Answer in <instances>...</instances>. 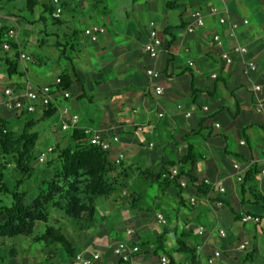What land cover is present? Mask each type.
<instances>
[{
    "label": "crops",
    "instance_id": "0c3cea01",
    "mask_svg": "<svg viewBox=\"0 0 264 264\" xmlns=\"http://www.w3.org/2000/svg\"><path fill=\"white\" fill-rule=\"evenodd\" d=\"M172 1L61 0L63 16L57 21L44 14V0L32 9L26 1L0 0L2 11L6 3L11 7L7 19L14 24L24 21L25 37L35 34L36 25L41 27L40 35L52 37L53 55L60 66L55 75L40 69L48 61L47 53L41 52L36 65V60L24 51L17 27L0 24V32L14 30L17 34L12 40L17 45L15 50L12 46L11 50H4L2 44L6 41L0 39V118L17 129L30 121L21 114L5 111L7 88L21 91L27 82L37 87L50 85L67 75L73 87L69 104L80 118L79 127H91L105 137L120 138L113 150L115 158L120 152L126 157L120 178L132 180L138 189L135 196L149 198L159 210L147 217L140 209L118 203L117 196L105 203L104 220L100 219L90 232L101 231L103 238L92 239L83 247V251L101 254L99 264H120L113 247L126 239L128 230L133 231L131 240L136 246L150 243V250H141L146 264L154 262L151 253L163 233L165 249L178 250L177 232L189 236L197 250L198 264H207V257L216 250L224 255L217 264L240 263V243L247 244L249 259L261 254L264 260V219L259 225H244L239 220L243 213L264 218V107L259 112L256 99L258 96L264 104V0H179L168 9L167 4ZM51 2L48 0V5ZM225 6L230 19L240 24L234 38L230 37L228 25L221 26L209 14L211 7ZM37 9L41 12L34 18ZM195 10L205 13L206 26L190 35L186 27ZM17 11L28 12L33 18L19 17ZM245 20L248 25L243 24ZM151 23L165 43L158 60L151 59L144 50ZM94 25L106 29L96 42L83 33ZM215 34L222 37V45L213 41ZM61 44L68 46L66 57ZM237 46L247 47L245 60L257 64L256 72H245L243 58L234 53ZM21 53L31 61L22 60ZM225 53L233 58L232 64L223 60ZM9 62H16L18 75H9ZM189 62H194V66ZM149 69L158 70L160 77L150 79ZM254 85L262 87L258 95L253 92ZM158 86L164 89L161 96L155 94ZM44 110L37 109V120H44ZM83 113L99 128L83 124ZM187 113L192 114L190 118ZM209 117L212 119L204 123ZM139 127L143 130L139 131ZM189 147L194 162L186 163L187 173L199 182L210 180L226 190L224 194L211 191L198 196L196 207L187 198L195 196L193 192L158 179L164 172L179 168ZM248 172L252 176L243 190L236 177L239 174L244 179ZM158 214L166 218L167 225L158 223ZM200 228L205 230L203 235L199 234ZM221 230L226 237L219 235ZM120 233L124 235L117 239ZM173 256L177 264H192L187 255L176 252ZM61 259L65 264L67 258Z\"/></svg>",
    "mask_w": 264,
    "mask_h": 264
},
{
    "label": "trees",
    "instance_id": "16d2710c",
    "mask_svg": "<svg viewBox=\"0 0 264 264\" xmlns=\"http://www.w3.org/2000/svg\"><path fill=\"white\" fill-rule=\"evenodd\" d=\"M39 1L26 0L29 9L38 5ZM47 1L44 0V14L48 13L53 18L52 14L55 7L52 2L48 5ZM177 1L179 0L169 2L167 4L168 9L175 7ZM60 19L54 20L59 21ZM4 34L5 30H1L0 39L7 41L8 32ZM10 43L13 50L17 49V45L13 41H10ZM164 46L165 43L163 42ZM59 47L62 48V55L66 57L68 46L61 44ZM8 73L10 76L18 75L16 62L8 63ZM61 79L62 88L69 90L72 94L73 87L70 78L64 75ZM26 115L29 114H21V116ZM57 115H59L57 107L51 105L44 110V120H30L21 129L10 127L7 122L2 121L0 118V157L6 158V162L0 165V169L8 170L9 167H13L16 173L22 176L15 188L11 189L4 179L3 173L0 175V192L14 199L11 206H5L0 210V238L15 239L25 236L38 242H44L48 247L56 246L64 251L63 255L61 252L59 254L61 258L66 257L64 263L69 264L75 254L83 252L84 248L77 241V237H70L63 227L56 228L50 225L51 214L48 210L52 209L62 218L74 224L78 232L75 234L76 236L78 234H92L90 232L97 224L96 214L99 202L106 201L107 203L111 201L116 195L117 189L126 188L129 180H122L117 177V173H122V168L125 165L123 162L117 163L118 156L115 158L114 149L104 151L99 147L87 145V138L82 128H74L70 133L60 136L61 138L58 137L53 146L54 150L51 154L57 155L60 161L59 172L53 179L42 184L36 197L28 201L29 194L24 190V187L32 179L39 164V156L34 152L39 137L35 129L46 119ZM210 119L212 118L204 119L203 122L208 123ZM188 150V155L183 158L178 166L180 178L188 180V190L193 192L196 197L206 196L211 193L209 186L205 185L204 182L193 179L186 171V163L192 165L194 162L190 159L191 148L189 147ZM250 176H252V173L248 172L241 182L243 190H245ZM158 179L167 184H176L182 190L178 180L163 179L162 175ZM134 191H138V189L133 190L130 198L127 199V201L130 200L129 207L132 210L140 209L142 211L145 198L143 196L142 199L136 197ZM141 192L147 194L145 191ZM260 219L262 222L264 218L260 217ZM102 220H104L103 217L100 221L102 222ZM239 220L241 221V214ZM41 225L45 227L44 231L40 230ZM176 235L178 247L176 252L188 255L192 264H198L197 250L189 241V236L178 232ZM165 236L166 233L161 234L154 247V252L151 253L153 261L156 262L161 255L165 254L168 256L170 264H177L178 262L173 256V253L176 252H169L165 249ZM132 243L135 244L133 241ZM80 244L81 247L79 248ZM140 245L143 252L151 248L150 243ZM13 254L14 251L10 253L11 257H14ZM143 257L144 255L141 254L142 259ZM2 260L3 257L0 255V261ZM100 261L101 259L96 264H99ZM119 263L125 264L120 260Z\"/></svg>",
    "mask_w": 264,
    "mask_h": 264
},
{
    "label": "built area",
    "instance_id": "2783aa9c",
    "mask_svg": "<svg viewBox=\"0 0 264 264\" xmlns=\"http://www.w3.org/2000/svg\"><path fill=\"white\" fill-rule=\"evenodd\" d=\"M52 4L55 7L53 11V18L60 19L63 16V8L61 6V0H52ZM2 12V5L0 4V14ZM229 10L225 6L223 8L219 7H211L209 9V14L216 17L218 23L221 26H229L230 37L234 38L236 32L240 28V24L233 21L229 17ZM248 21L245 20L243 22L244 25H248ZM206 26V16L202 10H195L191 13V22L186 27L187 34H196L199 30L204 29ZM84 34L92 41L96 42L99 36L106 34V29L102 26H91L84 30ZM8 40L3 44V48L6 51L11 50L10 41L17 38V34L14 30H11L7 34ZM213 41L217 45H222V37L219 34H215L213 36ZM145 53L153 60H158L163 52V40L159 35V31L157 30L154 23L150 24V36L149 41L145 45ZM234 53L243 58L245 65V72L247 74L254 73L257 71V64L252 61L245 60V56L248 53L247 47L237 46L234 48ZM20 58L22 60L31 61V58L26 54L21 53ZM223 60L228 64L233 63V58L225 53L222 55ZM189 65L194 66V62H189ZM160 72L156 69H149L147 71V75L150 79L156 80L160 77ZM217 76H213L216 78ZM253 92L258 95L262 91V87L260 85L253 86ZM164 93V89L160 86L155 88V94L157 96H161ZM4 101L3 107L5 111L14 113V114H33L37 111L39 107L47 109L51 105H55L59 111V116L61 118L60 129L63 134H68L74 128L79 127V116L75 114L72 110V107L69 104V101L72 98V94L69 90H65L62 88V79L57 78L52 84L44 85V86H34L32 83L27 82L25 88L21 91H16L14 89L7 88L4 91ZM257 110L259 112L262 111L264 104L259 100L257 96ZM64 102L63 104H61ZM179 109L181 107L179 106ZM207 110V108H205ZM191 113H187L186 117L190 118ZM159 117H163V114H160ZM219 127V125H217ZM84 134L87 138L86 144L89 146L99 147L104 151H111L115 148L117 144L120 143V138L118 136L112 135L111 137H105L94 130L91 127L82 128ZM139 131H142V128H138ZM241 144H244L242 142ZM153 145L151 144L150 147ZM54 150V147H49L45 152H42L39 156V163H45L49 154H51ZM125 154L120 152L118 154L117 163L123 162L125 160ZM236 170H239V166H235ZM264 174V171H262ZM163 179L170 180H178L179 185L182 189L187 191L189 189L188 182L186 178H180V170L179 168H173L168 172H164L162 174ZM237 181L241 183L243 181V176L237 175ZM205 185L209 186L211 191H214L218 194H224L225 188L220 186L218 183L211 182L210 180L203 181ZM189 203L191 206L199 205V198L196 196H189ZM221 205L220 203L217 204ZM157 221L161 225H167V220L162 214L157 215ZM241 223L244 225H259L261 224V219L258 216L250 215V214H241ZM205 230L200 228L199 234L203 235ZM132 235L133 231L128 230L126 232V239L118 241L113 247L114 256L122 261L125 264H146L144 260L141 258V249L139 246H136L132 243ZM221 237H226V233L221 230L219 232ZM240 251L247 250V244H241L239 246ZM222 258V252L220 250H216L211 256L207 257V264H217L219 260ZM101 259V254L97 252L83 251L75 254L69 264H96ZM152 264H170L169 258L166 255H161L156 262Z\"/></svg>",
    "mask_w": 264,
    "mask_h": 264
},
{
    "label": "rangeland",
    "instance_id": "374dc122",
    "mask_svg": "<svg viewBox=\"0 0 264 264\" xmlns=\"http://www.w3.org/2000/svg\"><path fill=\"white\" fill-rule=\"evenodd\" d=\"M22 1L25 2L26 0H22ZM4 6L5 7L0 16V24L4 25L7 28L12 27V25H15L17 27V29L21 33L20 40L23 41L22 42L24 45L23 49L29 56H32L36 60V65H38L37 58H39L41 52L45 51L47 53L48 61L45 60L46 65H44L42 68L40 67V69L45 70L49 75L51 74L55 75L57 71L59 70L60 66L56 64V58L53 55L52 37L46 38L44 36L45 34L40 35L39 34V31L41 29L40 25L35 26V29H34L35 34H30L29 36L25 37L24 28L25 27L27 28V26L24 23V21L20 22L19 24H14L13 22H11L9 19H7L8 18L7 15L11 14L12 12L11 7L8 3H6ZM40 12L41 10L37 9L34 15L35 16L34 18H37L40 15ZM15 14L19 17L23 16L28 19L33 18L32 14L28 12L21 14L17 11ZM49 24H51V22ZM41 45H43V47H41ZM68 55H70V52ZM62 62H65V61H62ZM63 66L64 65L61 64V67ZM38 116H39V113L26 115L24 117V120H27V121L37 120V118H39ZM81 120L83 124H88L94 128H99L98 123L96 122L91 123L86 118L84 113L82 114ZM60 125H61V118L59 115H57L50 119H46L44 122L40 124V126H37L35 131L38 132L39 137H38L37 145L34 149V152L36 155L40 156L42 152H45L49 147L54 146L55 141L58 137L61 138L60 136L65 135L61 131ZM10 127H13V126L10 125ZM45 129H46V132H44ZM5 162H6V158L0 157V165H3ZM60 167H61L60 161L57 158V155H54V154H49L45 163H39L37 165L32 179L30 180L29 183L26 184V187H24V190L27 191L29 194L28 201L36 197V195L39 193V187L42 186V184L46 183L47 181L55 177V175L59 172ZM2 173L5 177L4 179L7 181L11 189H14L17 182L20 179H22V176L16 173L13 167H9L8 170L0 169V175ZM117 174H118L117 177L120 178L119 176L120 173H117ZM127 182H128V186L126 188H118L116 195L114 197L117 196L118 198H120L122 202L118 200V203L124 202L125 206L128 208L130 204V200L127 201V199L130 198L132 191L135 189V187L132 185L135 183H132V180L130 179ZM13 203H14V199L12 197L5 196L4 194L0 192V210H2V208L5 206H11ZM105 203L106 201L99 202L98 204V207H97L98 212L96 214L97 224L100 223L99 220L102 218L103 208H104L102 206ZM156 205H154V203L150 201L149 198H146L143 200V210L142 211L145 212V214H148L147 217H149L150 215H154L159 210ZM48 211H50V214H51L50 225L56 228L63 227L64 231L70 237H74V236L77 237V241L80 242L83 247H86L87 245H89L92 239L93 240L95 239L97 241L102 240L103 235H101L102 234L101 231H93L92 234H89V235L88 234L87 235L78 234L76 236L75 234L78 232L74 224L62 218L60 215L55 213V211H53L52 209H49ZM109 225L110 224H108V227ZM249 225H253V224H249ZM44 228L45 227L41 225L40 230L44 231ZM123 235H124L123 233L117 234L116 238L121 239ZM81 244L79 248L81 247ZM240 245L241 243L239 244V246ZM0 249H2L0 252V255H2L3 257V260L0 261V264H41V263L42 264H47V263L48 264H62L63 263L59 252H61L63 255L64 251L60 250L56 246L48 247V245L45 244L44 242H38L34 240L33 238H28L25 236L24 237L21 236L15 239L0 238ZM12 251H14V254H13L14 257H11L10 255ZM257 256L258 257L255 256L254 260H251L249 259L248 253L243 251L239 254V257H238V259H240L241 262L239 263L236 261L234 262V264H264V260H261L262 258L261 254H258Z\"/></svg>",
    "mask_w": 264,
    "mask_h": 264
}]
</instances>
